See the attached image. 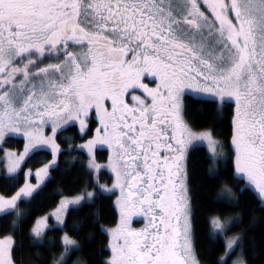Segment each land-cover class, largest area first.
Segmentation results:
<instances>
[{"label": "snow or ice", "instance_id": "1", "mask_svg": "<svg viewBox=\"0 0 264 264\" xmlns=\"http://www.w3.org/2000/svg\"><path fill=\"white\" fill-rule=\"evenodd\" d=\"M197 147L217 181L207 255L190 194ZM84 149L88 180L57 189L29 223L19 204L43 192L64 152ZM40 152L51 159L24 171ZM0 173V217H12L0 264H249L252 225L234 210L250 193L264 213V0H0ZM108 194L119 215L111 227L94 219L109 252L95 261V236L68 219Z\"/></svg>", "mask_w": 264, "mask_h": 264}, {"label": "trees", "instance_id": "2", "mask_svg": "<svg viewBox=\"0 0 264 264\" xmlns=\"http://www.w3.org/2000/svg\"><path fill=\"white\" fill-rule=\"evenodd\" d=\"M208 105L195 103L193 104L192 111L193 115L197 119H206L207 112H205L204 117H201L196 111L198 108L206 109ZM227 116V111L224 113ZM218 130H226L228 128V123L220 122L216 125ZM74 129L69 128L67 131L61 133L62 136L71 137L73 135ZM80 142L79 139L68 140L65 144H62V147H67L68 145H78ZM14 143H19L22 148L23 141L18 140ZM104 154L97 152L98 159H100ZM71 157H80L79 160L74 162V165L65 163V159H71ZM51 156L45 152L37 153L32 157L26 164H23L22 167L25 170L26 168H36L41 164L39 161L47 162L50 160ZM86 153L84 150H70L63 153L58 159L59 168L52 170L50 169V178L46 179L45 185L43 187V192L37 196L35 200L31 203L21 202L19 208L30 213V221L34 220L38 216L44 214L51 210L58 203L61 198L60 194H57V189H63L68 185H72L74 188L79 189L82 183L88 180V175L84 172L81 167L82 162L86 163ZM101 161H103L101 159ZM189 169L191 172V183L190 187L192 188L193 205L195 211V223L197 227L196 236L198 239V247L205 252L207 255V250L211 246L212 241L208 238L205 218L210 214V211L216 207L213 201L217 195V191L214 188V185L217 181L212 180L206 173L208 167V161L204 159L203 148L197 147L195 150H192L189 155ZM71 168L70 171H63L65 169ZM22 176V174H21ZM23 179L16 181L17 184H22ZM102 182H106L105 180ZM5 183L4 174H0V188H2ZM91 188V187H89ZM93 189V188H92ZM67 195L68 193H63ZM239 195V194H238ZM241 200V207L235 209L237 213H242L244 219V226L252 225L251 231H249L248 236L254 241L255 247L250 250L251 253H255V259H250L249 264H264V213L260 212L259 201L257 198L250 193H245L243 196L239 197ZM251 209L252 211H246ZM99 218L100 224L105 225L106 227L112 226L114 220L118 219V211L114 205V196L105 195L101 198H98L95 203L86 204L84 207L75 209L72 211L68 223L69 225H77L84 229V235H93L95 240L91 244V249L95 251L93 259L99 261L105 259L109 252L102 251L101 245L106 242V237L101 235L99 229L93 223L94 219ZM12 217L5 216L0 217V228H7ZM29 224H25V229ZM234 232L240 231L239 228L234 229ZM59 233L56 231L48 232L49 237H55ZM25 244L28 243V236L25 231L23 237ZM35 250V249H34ZM55 251V249H53ZM28 254V249L24 248L20 250L21 257ZM24 264H29V261H25ZM30 264H37L33 258L30 261Z\"/></svg>", "mask_w": 264, "mask_h": 264}, {"label": "rangeland", "instance_id": "3", "mask_svg": "<svg viewBox=\"0 0 264 264\" xmlns=\"http://www.w3.org/2000/svg\"><path fill=\"white\" fill-rule=\"evenodd\" d=\"M80 143H82V141H80L79 143H78V145L80 144ZM84 152L86 153V149H84ZM51 159V158H50ZM101 162H103V161H101ZM41 166V165H40ZM40 166H38V167H40ZM38 167H36V168H38ZM36 168H34V169H32L33 170V172L35 171V169ZM29 168H26L24 171H27ZM0 174H4V173H0ZM30 181H31V183H36V181H35V178L34 177H32V178H30ZM23 183V182H22ZM103 183V182H102ZM89 191H94V189H92V188H89L88 189ZM118 194V193H117ZM61 199V198H60ZM59 199V200H60ZM114 201H115V196H114ZM54 208V207H53ZM52 208V209H53ZM51 209V210H52ZM51 210H49V211H51ZM117 211H118V209H117ZM43 215V214H42ZM118 215H119V213H118ZM41 216V215H40ZM39 217V216H38ZM134 219H139V217H137V218H134ZM142 219V218H141ZM53 222V220L52 219H50L49 220V223H52ZM143 224V223H142ZM136 226V225H135ZM111 227V226H110Z\"/></svg>", "mask_w": 264, "mask_h": 264}, {"label": "flooded vegetation", "instance_id": "4", "mask_svg": "<svg viewBox=\"0 0 264 264\" xmlns=\"http://www.w3.org/2000/svg\"><path fill=\"white\" fill-rule=\"evenodd\" d=\"M134 220L138 221V223L135 224L137 227L142 226L143 219L139 218V219H134Z\"/></svg>", "mask_w": 264, "mask_h": 264}]
</instances>
